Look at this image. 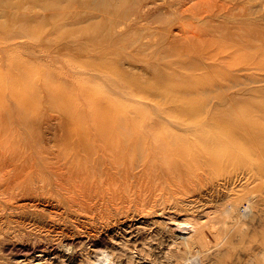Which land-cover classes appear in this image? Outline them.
I'll return each instance as SVG.
<instances>
[{"label": "rangeland", "instance_id": "obj_1", "mask_svg": "<svg viewBox=\"0 0 264 264\" xmlns=\"http://www.w3.org/2000/svg\"><path fill=\"white\" fill-rule=\"evenodd\" d=\"M2 1L0 89L4 81L25 86L20 98L25 103L32 100L33 94L28 93H36L38 85L49 98L54 96L62 101L63 89L84 84L85 79L73 72L75 67L91 68L107 62L109 67H118L137 81L138 128H172L173 119L168 116L165 120L162 115L174 107L168 108L163 97L141 88L155 78L153 73L160 79L156 73L165 71L169 76L161 79L169 82L205 84L199 85L202 86L197 89L200 94L186 99L196 107L215 104V108L209 110L211 115H206L213 117L220 127L258 129L256 138L241 142L237 149H232L233 154L225 156L221 151L225 163L197 173L198 177L187 187V194L168 198L160 192L154 197L157 200L152 198L150 204L138 203L136 208L133 203L125 204L132 209L127 214L133 217L123 223L124 218L119 217L122 225L108 226L117 218L113 207L96 213L95 230L100 233L101 250L110 256L108 264H182L192 258L198 264H264V176L255 181L248 172L251 167L264 169V61L253 62L247 46L251 6L256 4L260 9L264 0ZM114 4L126 8V12L118 15L116 9L109 10ZM30 6L35 10L26 12L24 9H31ZM19 64L29 73L19 74L15 70ZM227 86L236 88L228 91ZM215 87L223 89L217 92ZM243 89L245 91L238 94ZM73 90L75 93L67 98L70 104L64 105L66 108L59 106L52 110L34 102L24 109L19 100L0 96L3 151H12L14 144L25 140L26 134L27 141H53L51 134L38 133L32 121L40 112L46 117H63L67 110L78 114L83 110L84 100L79 90ZM158 104L165 107L157 110L155 105ZM87 109L93 108L87 106ZM13 118L18 119V123L12 121ZM102 216L103 219H99ZM170 216L178 220H197L194 222H197L201 239L190 250L180 244L164 224ZM6 226L0 225V231L4 232V237L0 236V264H13L25 240L15 237L17 233ZM61 255L59 257L63 258ZM72 260L67 261L68 264H78L76 258Z\"/></svg>", "mask_w": 264, "mask_h": 264}, {"label": "bare ground", "instance_id": "obj_2", "mask_svg": "<svg viewBox=\"0 0 264 264\" xmlns=\"http://www.w3.org/2000/svg\"><path fill=\"white\" fill-rule=\"evenodd\" d=\"M255 5L251 6L248 17L250 29L247 46L251 50V60L258 62L260 59L264 61V3L260 9ZM108 9H116L118 15L126 12V8L115 4ZM24 10L32 12L35 8ZM106 65L107 62H102L97 67H75L73 72L85 79L84 84L63 89L62 101L54 96L49 98L38 85L36 93H28L33 94L32 100L25 103L20 99L23 98L22 89L25 86L18 87L10 81L2 82L0 96L12 101L19 100L24 109L33 102L43 104L51 110L59 106L66 108L64 105L70 104L67 98L72 92L75 93L73 89L79 90L78 93L84 100L83 110L78 114L67 110L63 117H46L41 112L34 117L32 122L35 130L51 134L54 136L53 141H27L25 131V140L12 145L10 152L3 151L4 143L0 142V225H7L8 229L17 233L15 237H23L25 240L24 243L21 242L24 248L19 251L24 254H16L13 264L52 261L68 264L67 261L73 262L74 258L78 264H108L110 256L101 250L100 233L97 232L98 229L95 230L96 213L113 207L117 218L108 226L122 225L123 221L133 217L127 214L132 209L125 207V204L133 203L132 206L136 208L138 203L148 204L160 192H164L168 198L186 193L187 187L198 177L199 172L225 163L222 161L221 151L229 156L230 152L233 154L232 149H237L241 142L253 140L257 136V128L217 125L213 117L209 116V110L215 108V104L206 103L196 107L186 99L192 94H198L200 91L197 89L202 87L199 85L205 84L199 81V85L169 82L161 79L162 76H169L165 71L156 73L160 79L153 73L155 78L141 88L163 97L168 108L174 107L172 111H164L165 116L162 115L165 120L168 116L173 119L174 122H170L172 128H138L135 99L137 81L132 79L131 74H123L118 67ZM15 70L22 75L29 73L21 64ZM90 82L93 84L92 89H97L98 92L90 88ZM235 88L236 86L226 87L228 91ZM220 89L223 88L215 87L217 92ZM242 91L245 89L238 91V94ZM183 92L186 94H182ZM87 106L93 109L88 110ZM147 106L154 105L147 103ZM159 107L165 106L155 105V109H162ZM157 113L160 117L161 114ZM14 118L12 121L18 123V119ZM248 170L255 181H260L264 176V169L261 167H251ZM155 200L157 199L154 198L153 201ZM104 213L103 215L106 214ZM119 217L124 218L122 223ZM101 218L103 216L99 219ZM194 221L197 220H178L170 216L163 222L175 234L176 240L190 250L201 239L197 222ZM3 234L0 231V236ZM59 254L66 259L60 258ZM80 258L85 259L83 261ZM186 260L182 264H198L195 258Z\"/></svg>", "mask_w": 264, "mask_h": 264}]
</instances>
